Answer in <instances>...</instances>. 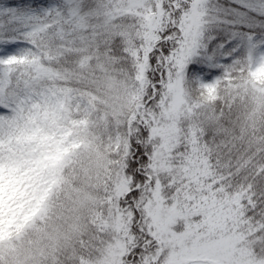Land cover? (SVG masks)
I'll return each mask as SVG.
<instances>
[{
    "label": "snow or ice",
    "instance_id": "snow-or-ice-1",
    "mask_svg": "<svg viewBox=\"0 0 264 264\" xmlns=\"http://www.w3.org/2000/svg\"><path fill=\"white\" fill-rule=\"evenodd\" d=\"M0 264H264V0H0Z\"/></svg>",
    "mask_w": 264,
    "mask_h": 264
}]
</instances>
